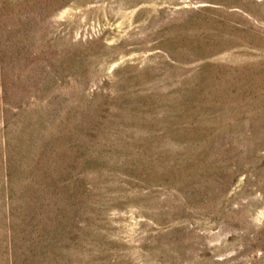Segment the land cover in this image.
<instances>
[{
    "label": "rangeland",
    "instance_id": "rangeland-1",
    "mask_svg": "<svg viewBox=\"0 0 264 264\" xmlns=\"http://www.w3.org/2000/svg\"><path fill=\"white\" fill-rule=\"evenodd\" d=\"M0 264H264V0H0Z\"/></svg>",
    "mask_w": 264,
    "mask_h": 264
}]
</instances>
